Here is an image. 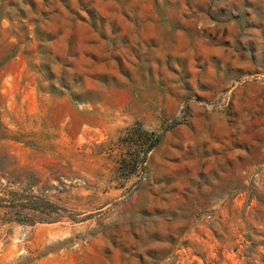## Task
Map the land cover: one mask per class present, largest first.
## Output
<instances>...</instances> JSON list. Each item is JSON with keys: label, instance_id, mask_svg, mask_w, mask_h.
<instances>
[{"label": "rangeland", "instance_id": "rangeland-1", "mask_svg": "<svg viewBox=\"0 0 264 264\" xmlns=\"http://www.w3.org/2000/svg\"><path fill=\"white\" fill-rule=\"evenodd\" d=\"M0 264H264V0H0Z\"/></svg>", "mask_w": 264, "mask_h": 264}, {"label": "trees", "instance_id": "trees-1", "mask_svg": "<svg viewBox=\"0 0 264 264\" xmlns=\"http://www.w3.org/2000/svg\"><path fill=\"white\" fill-rule=\"evenodd\" d=\"M140 136V134L139 133H134L132 136ZM144 135V137H146L147 136V134H143ZM142 142H144L143 140H142ZM145 143V142H144ZM154 144H155V141H152V142H149L148 144H147V146L142 150V153H143V158L142 159H144L145 158V155L151 150V148L154 146Z\"/></svg>", "mask_w": 264, "mask_h": 264}]
</instances>
